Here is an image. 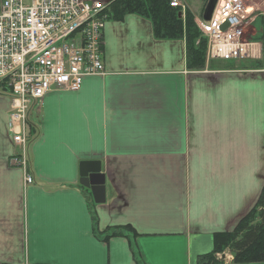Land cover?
<instances>
[{"label": "crops", "instance_id": "obj_1", "mask_svg": "<svg viewBox=\"0 0 264 264\" xmlns=\"http://www.w3.org/2000/svg\"><path fill=\"white\" fill-rule=\"evenodd\" d=\"M261 27L245 38L247 60L189 71L183 40L154 39L136 15L107 20L106 75L30 108L28 186L8 164L10 97L0 91V264H196L210 254L264 186ZM83 161L100 163L104 204L79 185ZM91 211L98 232L130 226L137 237L102 242Z\"/></svg>", "mask_w": 264, "mask_h": 264}, {"label": "built area", "instance_id": "obj_2", "mask_svg": "<svg viewBox=\"0 0 264 264\" xmlns=\"http://www.w3.org/2000/svg\"><path fill=\"white\" fill-rule=\"evenodd\" d=\"M109 5L103 0H0V91L10 97L7 133L15 149L8 164L21 171L24 186L33 183L29 110L53 91L77 92L84 78L106 75L102 31ZM254 5L261 7L247 0H217L208 22L196 20L207 41V61L251 57L245 27L261 17L264 34V14ZM169 7L184 9L179 0H171ZM216 258L223 264L232 261L230 254Z\"/></svg>", "mask_w": 264, "mask_h": 264}, {"label": "trees", "instance_id": "obj_3", "mask_svg": "<svg viewBox=\"0 0 264 264\" xmlns=\"http://www.w3.org/2000/svg\"><path fill=\"white\" fill-rule=\"evenodd\" d=\"M171 0H113L108 7V20L121 21L125 16L136 15L150 22L156 40H183L185 62L189 71L206 68L207 41L201 37L193 13L186 9L184 15L169 7ZM200 17V15H199ZM208 66V64H207ZM33 134L30 128V135ZM90 198V196H89ZM91 199V198H90ZM94 235L102 242L122 237L134 240L137 234L130 226L109 228L103 233L97 230V217L91 211ZM213 251L197 259L196 264H223L216 254L228 251L233 264L264 263V186L254 208L238 223L231 233L213 236ZM136 264H143L134 255Z\"/></svg>", "mask_w": 264, "mask_h": 264}, {"label": "water", "instance_id": "obj_4", "mask_svg": "<svg viewBox=\"0 0 264 264\" xmlns=\"http://www.w3.org/2000/svg\"><path fill=\"white\" fill-rule=\"evenodd\" d=\"M217 0H208L201 15L203 21L208 22L216 6ZM226 25L222 27V30ZM100 163L98 161H83L79 163V185L88 190L95 204L105 203L104 177L100 173Z\"/></svg>", "mask_w": 264, "mask_h": 264}, {"label": "rangeland", "instance_id": "obj_5", "mask_svg": "<svg viewBox=\"0 0 264 264\" xmlns=\"http://www.w3.org/2000/svg\"><path fill=\"white\" fill-rule=\"evenodd\" d=\"M187 1V3H188V6H189V11L191 12V13H193L194 15H196L197 17H199V15L201 16L202 15V13H203V11H204V8H205V6H206V4H207V1L208 0H186ZM248 2H250L251 4L253 3V4H260V6H263L264 5V0H257V1H259V2H257L256 3V0H247ZM256 8H258L259 10H260V8L262 9L261 11H262V13L264 14V8L263 7H258V6H256V5H254ZM184 15V14H183ZM259 18H261V17H259ZM259 18H257V20L259 19ZM262 28V27H261ZM251 29V26H246L245 27V29H244V32H243V34H244V37L245 38H247L246 36H247V34H249L250 33V30ZM261 32H262V30H261Z\"/></svg>", "mask_w": 264, "mask_h": 264}]
</instances>
